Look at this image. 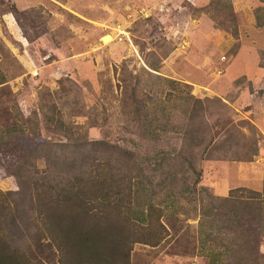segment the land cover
<instances>
[{
  "label": "rangeland",
  "instance_id": "obj_1",
  "mask_svg": "<svg viewBox=\"0 0 264 264\" xmlns=\"http://www.w3.org/2000/svg\"><path fill=\"white\" fill-rule=\"evenodd\" d=\"M105 161L161 210L128 264H208L202 208L263 187L264 0H0V237L60 264L29 197Z\"/></svg>",
  "mask_w": 264,
  "mask_h": 264
},
{
  "label": "trees",
  "instance_id": "obj_2",
  "mask_svg": "<svg viewBox=\"0 0 264 264\" xmlns=\"http://www.w3.org/2000/svg\"><path fill=\"white\" fill-rule=\"evenodd\" d=\"M183 160L191 174H195L192 160ZM95 164L88 179L74 175L65 188L54 193L40 189L29 197L31 209L40 218L39 234L42 238L46 236L49 246L55 247L60 264H128L130 243L153 246L162 229L156 222L161 210L150 202L151 183L148 202L142 200L145 191L137 183L132 198L135 205L130 207L129 180L114 177L109 161ZM262 185L260 192L244 188L229 190L226 197L215 199V204L211 200L208 210L202 208V216H214L216 220L212 230L229 234L226 239L220 238L225 243L219 239L213 242L211 232L201 239L200 250L205 249L206 241L212 242V250L214 245L218 248L215 253L212 250L208 253L207 249L205 254H200L208 259V264H263L257 245L264 240V170ZM188 190L186 187L181 191ZM11 225L15 227L13 221ZM106 240L112 241L111 244L105 245ZM106 248L112 249L109 254L105 253ZM0 264L45 263L15 246L13 241L7 243L0 237Z\"/></svg>",
  "mask_w": 264,
  "mask_h": 264
}]
</instances>
